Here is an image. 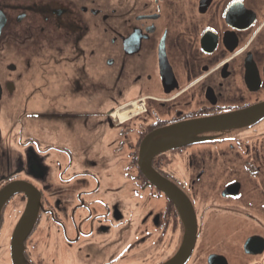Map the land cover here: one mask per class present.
Instances as JSON below:
<instances>
[{"label": "flooded vegetation", "instance_id": "af4514ba", "mask_svg": "<svg viewBox=\"0 0 264 264\" xmlns=\"http://www.w3.org/2000/svg\"><path fill=\"white\" fill-rule=\"evenodd\" d=\"M260 106L264 0H0V264H264Z\"/></svg>", "mask_w": 264, "mask_h": 264}, {"label": "water", "instance_id": "95a60500", "mask_svg": "<svg viewBox=\"0 0 264 264\" xmlns=\"http://www.w3.org/2000/svg\"><path fill=\"white\" fill-rule=\"evenodd\" d=\"M264 114V106L255 107L254 109H250L246 112H243L242 115L232 116L230 117V126H240L246 123L243 122H253L258 116ZM226 123V119L224 118L221 122L218 121H200V123H189L184 125H178V127L168 128L167 130H163L157 133L159 135H167V134H174L175 136L182 133V132H192L196 133L193 137H199L202 132H209L211 130H218L221 128V124ZM243 123V124H240ZM197 139V138H193ZM156 183H161V185H165V189L169 187V184L166 183L163 179L159 178L156 179ZM11 191H13L11 189ZM8 193V192H6ZM6 193L0 196V205L5 201ZM6 194V195H5ZM32 208H29V213L27 214V218L25 221H22V224L19 225L17 230L15 231V235L13 238V246H12V259L13 264H25L24 263V241L29 235V226H30V216L32 214Z\"/></svg>", "mask_w": 264, "mask_h": 264}]
</instances>
